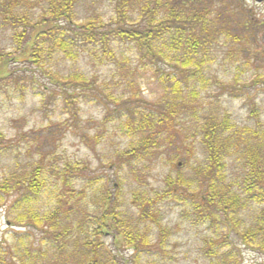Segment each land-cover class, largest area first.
<instances>
[{"label": "rangeland", "instance_id": "obj_1", "mask_svg": "<svg viewBox=\"0 0 264 264\" xmlns=\"http://www.w3.org/2000/svg\"><path fill=\"white\" fill-rule=\"evenodd\" d=\"M210 1L216 11L221 2L231 3ZM241 6L256 25L252 35L233 28L229 31L234 36L226 38L223 34L214 44L201 79L193 83L197 97L192 99L190 90L185 91L182 102L188 108L160 129L159 149L147 157L120 160L123 152L136 148L138 138L127 127L132 117L125 103L129 100L126 105L131 109L143 110V101L155 105L161 102L166 79L154 72L167 73L165 65L155 68L141 60L134 44L122 41L110 47L81 46L76 61L54 53L41 68L26 61L11 63L12 76L0 82V181L39 167L45 187L26 208L41 216L59 212L66 217L70 212V219L75 213L77 218L71 225L76 231L77 223L98 208L101 196L108 191L113 207L128 214V222L137 223L147 246L132 248L113 231L95 238L93 230L89 232L91 223L86 221V233L73 230L68 247L62 245L59 251V242L56 250L51 236L59 234V227L15 226L18 213L26 208L22 204L15 209L18 197L14 193L0 205V244L7 254H16L22 241V245L35 249L30 252L45 253L42 264H92L86 262L94 257L92 248L86 245L89 241L102 246L98 264H103L102 255L108 254L115 264H264V249L253 251L241 242L243 225L234 231L223 217L202 216L194 206L197 194H189L183 186L166 195L168 177L176 180L180 174L190 180L203 167L206 154L198 125L206 120L218 124L229 118L233 127L222 133L224 142L236 145L225 159L224 172L225 182L233 190L246 174L247 153H257L259 148L264 152V2L241 0ZM48 12L46 0H0V59L19 53L15 36L23 28L12 15L37 22ZM74 13L81 23L93 19L107 31L115 27L116 0H84ZM244 17L240 14L239 18ZM236 38L241 43L234 42ZM73 74L94 79L96 90L77 96L69 109L65 94L50 76L65 78ZM106 97L120 102L122 112L113 113L118 108ZM145 199L152 202L148 208L142 206ZM143 213H151L154 218L146 220ZM68 226L65 222L63 228ZM78 252L87 253L86 257H79Z\"/></svg>", "mask_w": 264, "mask_h": 264}, {"label": "trees", "instance_id": "obj_2", "mask_svg": "<svg viewBox=\"0 0 264 264\" xmlns=\"http://www.w3.org/2000/svg\"><path fill=\"white\" fill-rule=\"evenodd\" d=\"M46 1L49 3V12L37 22L12 15V19L20 23L18 27L21 25L23 31L15 36L16 51L19 50V53L13 57L4 55L5 57L0 59V82L12 76L11 63L26 61L41 68L45 60L53 58L54 53L63 55L65 60L76 61L81 46L101 44L110 47V44L117 41L134 44L141 55V60H146L155 68L158 69L159 64L166 66L167 73L161 70L154 72V75L162 74L166 79V85L163 87L165 95L161 102L155 105L143 101L145 103L143 105L146 106L143 110L139 107L131 109V106L126 105L130 103L129 100L125 103L132 117L127 127L131 128L138 138L135 140L136 148L131 147L128 153L123 152L120 156L121 161L147 157L153 150H158L162 135L160 129L167 123L174 122L178 113L188 108V105L182 102L185 91L190 90L189 96L192 99L197 97L193 83L201 79L209 58L208 53L212 51L214 44L223 34L226 38L234 36L229 31L233 28L236 32L244 31L245 35L249 33L250 36L254 30L252 28L256 26L251 22V17L242 12L241 0H229L231 2L229 4L221 2L217 11L210 0H116V18L113 21L115 27L107 31L102 25L95 24L93 19H89L86 23L77 20L74 11L84 0ZM240 14L245 17L239 18ZM9 24L13 23L10 21ZM260 30L259 28L258 31ZM235 40L234 42L241 43V40L237 38ZM163 78H160L162 82ZM50 80L61 93L65 94L63 97L67 108L75 103L77 96L96 90V81L86 78L83 74H73L65 78L53 75L50 76ZM70 89L73 91L70 92ZM106 99L118 108L113 113L122 112L120 102L114 99L111 101L109 97ZM166 100L169 102L162 105ZM109 114L111 113L109 112L108 116ZM194 115L197 116L195 112ZM198 126L206 154L205 163L193 179L186 180L180 174L176 180L168 177L166 184L169 191L166 195L176 193L182 188L181 186L189 194H197L195 200H198V203L196 205L194 203V206L202 216L209 219L223 217L224 223L234 231L236 226L240 228L239 226L243 225L239 235L241 242L245 247L261 252L264 249V152L262 153L259 148L257 153H247L244 164L246 174L238 189L233 190V187L226 184L224 172L225 159L231 155V150L236 145H230L229 141L222 140V133L233 129L229 118H224L218 124L206 120ZM44 187L45 182L40 179L39 167L21 175H12L0 181V205L15 193L18 197L15 209H20L22 204H25L26 208L41 194ZM100 203L91 214L84 215V221L77 223V231L74 225H71V222L77 218L75 213V217L72 214L71 219L70 212L66 217L59 216V212L41 216L30 207L18 213L15 226H32L36 229L59 227V234L51 236L55 242L51 244L54 249L57 250L54 246L60 242L59 251H62V245L68 247V241L74 235L73 230L76 233H86L83 230V228L86 230V221L91 223L88 227L89 232L91 233L92 229L95 238L113 231L114 236L122 237L132 248L147 246V241L137 223L131 224L127 221L128 214L113 207L108 191H104ZM149 205H152L151 200L145 199L143 208H148ZM142 215L146 220L154 218L151 213ZM240 217H245V220ZM65 222L69 226L63 228ZM160 230L165 231L162 228ZM20 243L21 247L17 248L16 254L14 251L7 254L0 244V264H38L39 262L42 264L46 258L45 253L30 252L35 249L22 245V241ZM87 243L86 245L92 248L94 257L88 258L86 262L98 264L97 259L102 246L95 242L87 241ZM77 254L85 258L87 253ZM102 257L103 264H115L109 254ZM231 260L236 259L231 258Z\"/></svg>", "mask_w": 264, "mask_h": 264}, {"label": "water", "instance_id": "obj_3", "mask_svg": "<svg viewBox=\"0 0 264 264\" xmlns=\"http://www.w3.org/2000/svg\"><path fill=\"white\" fill-rule=\"evenodd\" d=\"M257 3H262L264 0H255Z\"/></svg>", "mask_w": 264, "mask_h": 264}]
</instances>
